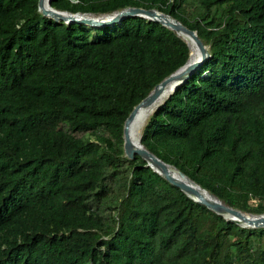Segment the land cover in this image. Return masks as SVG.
<instances>
[{"label":"trees","instance_id":"16d2710c","mask_svg":"<svg viewBox=\"0 0 264 264\" xmlns=\"http://www.w3.org/2000/svg\"><path fill=\"white\" fill-rule=\"evenodd\" d=\"M35 1L0 0V264H264V225L223 217L122 153L123 117L185 41L138 14L64 22ZM49 3L154 6L195 28L209 55L139 140L228 203L264 210V0Z\"/></svg>","mask_w":264,"mask_h":264},{"label":"water","instance_id":"95a60500","mask_svg":"<svg viewBox=\"0 0 264 264\" xmlns=\"http://www.w3.org/2000/svg\"><path fill=\"white\" fill-rule=\"evenodd\" d=\"M35 3L36 8L42 14L50 16L54 20L61 19L64 22L79 21L89 25H103L117 22L126 15L138 14L145 18L158 20L179 35L186 43V55L182 62L155 81L147 91L131 105L123 117L121 124L122 153L130 157L133 152H136L144 159V163L150 166L151 169L158 172L169 182L177 185L189 197L202 202L223 217L231 219L241 226L264 225V210L250 211L228 203L199 184L193 178L189 177L181 169L163 160L148 149L139 140L140 131L135 140L131 139L129 136L128 124L133 119L136 112L141 109L143 111L147 110L144 112L145 114H149V112L159 105L183 78L195 70L199 63L209 55L207 43L199 37L195 28L185 25L175 16L154 6L125 4L106 11H90L77 9L69 10L55 7L49 3V0H36ZM184 34L190 39L192 49L189 47ZM161 94L164 95V97L157 102Z\"/></svg>","mask_w":264,"mask_h":264},{"label":"bare ground","instance_id":"6f19581e","mask_svg":"<svg viewBox=\"0 0 264 264\" xmlns=\"http://www.w3.org/2000/svg\"><path fill=\"white\" fill-rule=\"evenodd\" d=\"M184 36H185V38L188 41L189 47L192 49V44L190 42V39L188 38V36H186V34H184ZM163 97H164V95L161 94L159 96L157 102L160 101ZM144 111H147V110H144ZM144 111L139 109L136 112V114L133 116V119L128 124L129 136L133 140L136 139V137L138 135V131H140L141 125L144 123V119H145V117L147 115V114H145Z\"/></svg>","mask_w":264,"mask_h":264},{"label":"rangeland","instance_id":"374dc122","mask_svg":"<svg viewBox=\"0 0 264 264\" xmlns=\"http://www.w3.org/2000/svg\"><path fill=\"white\" fill-rule=\"evenodd\" d=\"M138 133H139V131H138ZM251 200H253V199H251Z\"/></svg>","mask_w":264,"mask_h":264},{"label":"clouds","instance_id":"9594fccd","mask_svg":"<svg viewBox=\"0 0 264 264\" xmlns=\"http://www.w3.org/2000/svg\"><path fill=\"white\" fill-rule=\"evenodd\" d=\"M147 116V115H146Z\"/></svg>","mask_w":264,"mask_h":264}]
</instances>
